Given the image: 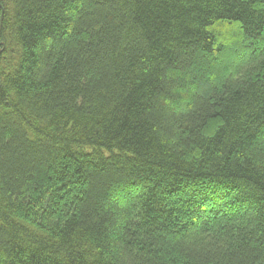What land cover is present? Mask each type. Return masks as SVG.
<instances>
[{
	"label": "trees",
	"instance_id": "trees-1",
	"mask_svg": "<svg viewBox=\"0 0 264 264\" xmlns=\"http://www.w3.org/2000/svg\"><path fill=\"white\" fill-rule=\"evenodd\" d=\"M0 264H264V0H0Z\"/></svg>",
	"mask_w": 264,
	"mask_h": 264
}]
</instances>
